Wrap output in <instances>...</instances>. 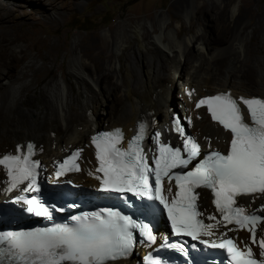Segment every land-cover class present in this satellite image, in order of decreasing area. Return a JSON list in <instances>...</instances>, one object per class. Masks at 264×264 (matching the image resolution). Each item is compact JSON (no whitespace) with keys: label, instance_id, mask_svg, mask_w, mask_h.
Instances as JSON below:
<instances>
[{"label":"bare ground","instance_id":"1","mask_svg":"<svg viewBox=\"0 0 264 264\" xmlns=\"http://www.w3.org/2000/svg\"><path fill=\"white\" fill-rule=\"evenodd\" d=\"M34 1L0 0V26H7L5 33L0 31V156L8 148L15 150L18 143L23 151L24 143L32 141L36 144L35 157L47 167L45 174L49 175L54 163L62 156L74 148H83L81 171L71 177L85 187L97 186L95 152L91 145L94 127L101 128V124L105 129L121 126L129 135L134 132L136 122L145 116L152 120L155 129L168 135L165 130L170 127L172 111L177 107L191 120L190 130L203 149H223L230 135L209 119L204 108L196 107L197 100L221 91L243 96L261 93L263 96H257L264 97V55L251 57L255 69H246L244 62L251 51L248 38L260 35L256 44L264 48V9L259 11L257 22L250 29L243 24L241 13L250 6L241 8L227 0L226 6H197L190 27L186 29L189 34L182 35V26L171 25L167 16L161 13L146 25L137 22L123 26L121 31L105 34L104 37L109 38L106 44L90 37L75 38L68 61L69 74L74 78H66L61 71L53 75L41 88L39 108L26 107L23 102L27 99V91L37 85L33 67L38 72L48 73L50 66L43 60L44 55L41 58L43 53L39 56L33 51V48L41 51L40 45L45 44L43 38L42 42L34 34V39L32 33V42L27 35V41L20 40L11 27L35 22L45 15H50L52 20L60 16L58 11L49 13V8L40 9ZM178 9L186 11V15L189 13V6ZM209 13L212 22L207 25H220V39L212 43L199 33L201 30L206 32L201 21H206L205 15ZM197 24L200 25L198 29ZM129 38L134 39L135 46L126 52ZM93 52L101 57L89 60ZM222 54H227L222 60L215 58ZM183 58L189 62L184 70ZM72 79L79 88L82 87L79 91V95L81 90L83 92L81 103L76 104L71 95ZM109 79L113 82H108ZM111 96V109L106 110L103 106L108 104ZM28 134L34 138L26 137ZM6 180L7 175L0 166V197L8 199L16 191H3ZM255 198V201L246 197L244 200L251 208H261L264 195ZM200 202L211 209L207 191L200 190ZM219 226L220 231L228 229L220 223ZM262 232L263 227L258 240ZM239 234L246 236L243 232ZM253 248L259 251L258 244ZM127 263L130 262L111 264Z\"/></svg>","mask_w":264,"mask_h":264},{"label":"snow or ice","instance_id":"2","mask_svg":"<svg viewBox=\"0 0 264 264\" xmlns=\"http://www.w3.org/2000/svg\"><path fill=\"white\" fill-rule=\"evenodd\" d=\"M240 103L246 108L247 122L241 113ZM201 105H207L212 120L230 132L231 139L226 154L218 150L208 151L194 167L185 171L190 162L200 155V145L195 138L186 136L183 148H174L160 144V133L156 132L153 140L159 154L153 156L150 166L138 146L146 129L141 123L137 134L128 141L127 149L116 146L122 138L118 128L92 137L99 164L95 171L103 174L96 175L95 179L100 181L101 190L131 193L145 200L146 219L161 210L162 206L171 222L173 235H185L205 248L225 250L229 264H264V232L258 241L255 235L257 224L264 223V215H256L254 212L248 214L243 206H234L237 196L264 193V99H234L230 94L222 93L199 100L196 107ZM188 123L191 124L190 119ZM172 124L173 129L184 136L180 121L174 118ZM24 147L26 151L23 153L21 145H16L15 154L0 156V166H3L7 175L3 191L19 189L27 182L21 194L16 195L11 203L20 204L23 211L29 214L51 220L49 207L36 197L28 198L24 195L29 191L40 190L36 171L39 162L30 158L34 146L27 143ZM78 153L79 150L65 159L58 166L55 176L63 175L64 171H78L75 164L65 168ZM89 175L92 173L89 172ZM163 178L175 181L176 192L170 201L161 194ZM199 187L210 190L213 197L211 202L221 216L220 222L234 224L237 226L236 230L244 229L250 233L249 243L258 244V258L248 244L241 249L233 239L226 238L223 232L220 236L225 238L217 242L213 239L216 235L212 231L214 225L204 224L196 219L203 215L197 210L198 193L193 191ZM167 191L171 192V187ZM261 211L264 212V205L261 206ZM215 219L214 216H208L209 221ZM70 220L72 223L53 224L51 227L27 231H0V245H6V249L0 248V253L6 254L15 264H107L126 257L131 252V230H137L140 237L149 244L155 241L149 223L138 222L110 209L72 216ZM220 222L215 226L218 227ZM166 247L184 251L183 244H168ZM195 247L193 244L192 248ZM144 259L146 264H164L158 256L149 255Z\"/></svg>","mask_w":264,"mask_h":264},{"label":"rangeland","instance_id":"3","mask_svg":"<svg viewBox=\"0 0 264 264\" xmlns=\"http://www.w3.org/2000/svg\"><path fill=\"white\" fill-rule=\"evenodd\" d=\"M226 3L227 0H35L34 5L39 6L40 9L49 8V13H51V11H58L60 12V16L52 20L50 15L47 16L44 14V18L38 19L35 22H27L22 25H13L11 27L13 31L15 30V35L19 36L20 40H26L27 38L25 37L28 36L29 42H32L30 41V37L34 34L37 39L40 37L42 42L44 40V46L38 43V45L42 46H38L39 49L42 48L41 51H36L34 48L33 51L39 54V56L43 53L41 58L44 55L43 60L50 66L48 73L40 70L38 72V70L33 67L34 73L37 75V85L31 87L27 91V99H25L23 103L26 107L39 108L42 103L41 88L48 79L60 73V71L66 78L70 79L72 77L69 74L68 61L71 56L75 38L77 40H83L90 37L102 44H106V40L108 41L109 38L104 37L105 34L121 31L120 28L123 26L126 27L137 22L146 25L148 21L156 20L161 13L167 16V22L171 25L182 26V35L185 33L189 34L186 29L190 27V19L195 16L197 6H226ZM233 4L239 7L250 6V8H245L241 13L243 24L252 29L257 22V14L261 9H264V0H232V5ZM179 6H189L188 15H186V11H180L178 9ZM238 12H236V16ZM205 18L206 21H201V24L205 25L206 32L201 30L199 33L204 35L205 40L208 39L209 42L220 39L218 30L220 25L215 23H211L212 26L207 25L212 22L210 13L207 14V16L205 15ZM262 27L263 25H261V28ZM6 28V25H1L0 31L5 33ZM198 28H200L199 24L196 26V29ZM13 31L11 32L13 33ZM35 35L34 39L36 38ZM259 40L260 35L247 39L251 44V51L249 56L244 59V62L247 64L245 65L246 69H255L254 65L251 63V57L264 55V48H260L256 44ZM133 46H135V41L133 38H129L126 52ZM192 52L194 53L195 50L193 49ZM106 55L105 53L104 56ZM226 55L227 54L218 55L215 58H217V60H222ZM100 57L99 54L93 52L89 56V60H97ZM123 57H125V52L121 58L123 59ZM188 63L189 62H185L184 58L182 59L183 70L188 67ZM121 71L124 73L123 67ZM107 81L113 82V79ZM80 89H82V87L79 88L75 80L72 79L71 95L75 98L74 102L76 104L82 102L83 92L81 90V94L79 95ZM256 95H261V93H256ZM112 100L113 97L111 96L108 104H105L103 108L110 110ZM174 101H176L175 95ZM176 108L177 107L174 108V112L179 110ZM104 115L106 116L105 113ZM99 127L104 128V125L102 127L101 124ZM26 137L34 138V135L28 134ZM8 150L13 151L9 148L6 149V151Z\"/></svg>","mask_w":264,"mask_h":264}]
</instances>
